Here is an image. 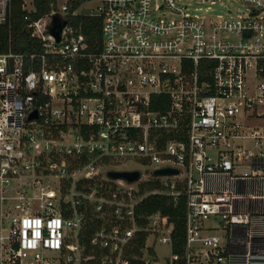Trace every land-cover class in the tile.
Here are the masks:
<instances>
[{"label":"built area","instance_id":"built-area-1","mask_svg":"<svg viewBox=\"0 0 264 264\" xmlns=\"http://www.w3.org/2000/svg\"><path fill=\"white\" fill-rule=\"evenodd\" d=\"M46 1L24 53L0 0V264H264V0H100L98 49ZM154 195L186 200L178 249Z\"/></svg>","mask_w":264,"mask_h":264},{"label":"trees","instance_id":"trees-1","mask_svg":"<svg viewBox=\"0 0 264 264\" xmlns=\"http://www.w3.org/2000/svg\"><path fill=\"white\" fill-rule=\"evenodd\" d=\"M89 0H69V16L68 22L75 28H80L82 34L86 38V42L92 49H98L101 46L102 40V19L101 17H94L88 15H72L78 7ZM24 0H13L11 17L9 25H5L2 30L1 39L4 41L8 27L11 28L13 43V50L16 52H35L40 51V45L33 40L25 31L24 18L28 15L27 11L23 9ZM35 12L30 15L32 20H37L47 13H50L49 4L46 0H34ZM97 47V48H96ZM156 185L151 184V188ZM147 210L149 213L160 211L162 214L168 216L175 225L174 237H179V242L176 244L177 249L184 240L185 216H186V200L182 198L176 205L169 197L154 195L146 200Z\"/></svg>","mask_w":264,"mask_h":264},{"label":"rangeland","instance_id":"rangeland-1","mask_svg":"<svg viewBox=\"0 0 264 264\" xmlns=\"http://www.w3.org/2000/svg\"><path fill=\"white\" fill-rule=\"evenodd\" d=\"M25 1V8L29 11H34L35 10V6H34V2L33 0H24ZM61 4L69 1V0H58ZM74 1V0H73ZM76 1V0H75ZM101 3L100 0H89L84 2L81 7H78L77 9H75L74 14L76 15H88V16H96L100 13L99 7H100ZM224 5L222 6L220 4H215V5H210V8L212 9V11H214L216 14H227V9L230 10V13L232 16H236V15H244L247 14V10L244 6H242L241 4L235 2L234 0H224ZM203 8L208 7L209 5H201ZM203 14H206L205 11H203ZM147 169H151L152 168H148L144 165H141L139 162L137 161H130L127 162L123 165H118L112 168L113 171H126V170H139L142 171L143 173H145V171ZM103 175V174H102ZM168 254V249L165 250L164 247H159V255L160 257H165Z\"/></svg>","mask_w":264,"mask_h":264},{"label":"water","instance_id":"water-1","mask_svg":"<svg viewBox=\"0 0 264 264\" xmlns=\"http://www.w3.org/2000/svg\"><path fill=\"white\" fill-rule=\"evenodd\" d=\"M61 28H62V24L55 22L54 27L51 29V33L57 37V40L59 39V29ZM176 174H178V171L173 169H164L155 172V176L176 175ZM107 176L112 180H125L128 183H133L140 178V173L137 171L134 172L110 171Z\"/></svg>","mask_w":264,"mask_h":264},{"label":"crops","instance_id":"crops-1","mask_svg":"<svg viewBox=\"0 0 264 264\" xmlns=\"http://www.w3.org/2000/svg\"><path fill=\"white\" fill-rule=\"evenodd\" d=\"M33 2H34V0H33Z\"/></svg>","mask_w":264,"mask_h":264}]
</instances>
